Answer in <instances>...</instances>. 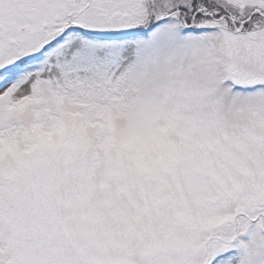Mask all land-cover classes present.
Returning a JSON list of instances; mask_svg holds the SVG:
<instances>
[{"label":"snow or ice","instance_id":"1","mask_svg":"<svg viewBox=\"0 0 264 264\" xmlns=\"http://www.w3.org/2000/svg\"><path fill=\"white\" fill-rule=\"evenodd\" d=\"M0 264H264V0H0Z\"/></svg>","mask_w":264,"mask_h":264}]
</instances>
